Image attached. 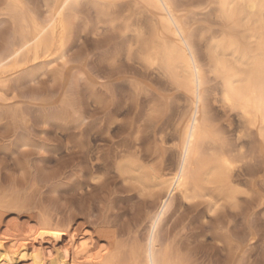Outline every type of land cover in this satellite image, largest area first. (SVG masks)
Segmentation results:
<instances>
[{"label": "rangeland", "instance_id": "obj_1", "mask_svg": "<svg viewBox=\"0 0 264 264\" xmlns=\"http://www.w3.org/2000/svg\"><path fill=\"white\" fill-rule=\"evenodd\" d=\"M15 1L17 15L10 12L8 0H0V46L15 18L22 15L43 21L53 9V0ZM117 2L116 8L107 11L97 8L93 0L78 2L91 7L73 4L67 14L68 39L53 62L37 65L32 78L22 72L1 90L0 112L16 111L21 119L14 122L5 115L0 121V237L7 245L16 238L29 243L44 238L48 239L45 247L65 248L72 241L68 234L75 230L73 241L82 242L90 235L95 253L107 243L103 237L108 232L117 242L144 244L155 223L158 239L172 246L185 264H264V199H252L241 188L254 186L250 176L238 179L234 175L235 183L240 182L235 204H220L219 209L209 211L202 200L186 202L176 193L163 197L166 202L160 208L157 199L141 196L115 170L123 152L145 157L162 148L169 150L164 168L173 169L178 159L174 148L177 122L189 108L184 90L162 70L149 68L141 60V45L132 41L129 32L134 24H141L148 36L150 16L133 0ZM171 2L204 70L206 114L213 127L234 143L237 117L223 107L222 80L206 57L209 41L224 30L216 0ZM127 25L129 32L124 28ZM98 69L107 88H97L101 83ZM6 89L12 91L7 98L3 96ZM98 93L107 96L102 104ZM250 139L247 149L256 158L245 172L258 173L264 168V137L262 141L256 136ZM23 142L28 145L21 146ZM42 216L58 222L66 233L59 241L54 239L56 243L41 232ZM35 259L30 258L29 264ZM23 262L13 264H27Z\"/></svg>", "mask_w": 264, "mask_h": 264}, {"label": "bare ground", "instance_id": "obj_2", "mask_svg": "<svg viewBox=\"0 0 264 264\" xmlns=\"http://www.w3.org/2000/svg\"><path fill=\"white\" fill-rule=\"evenodd\" d=\"M8 1L11 7L9 11L17 15L18 3L15 0ZM117 1L119 0H112L115 5L118 4ZM78 2L79 0H67L66 6V0H53L50 16L42 19L43 21H37L35 17L25 19L22 15L14 19L13 29L0 46V85H3L0 87V93L13 77L25 72V77L32 78L33 69L37 65L53 62L52 58L65 46L70 33L71 23L67 14L72 9L71 6ZM93 2L97 5L101 0ZM133 2L140 5L150 16L149 34L146 35L141 24H134L135 27H131L130 32V25L124 28L133 33L132 41L136 40L137 45H141V60L149 68L162 70L174 85L184 90L189 98V108L181 114L182 117L177 122V135H174L178 141L174 148L178 159L173 169L164 168L166 151L169 152L165 148L145 157L123 152V157L118 160L117 165L114 162V169L122 180L141 196L157 199L160 208L164 207L166 202L163 197L175 193L186 202L202 200L209 211L215 210L220 204H235L240 193L236 187L240 182L235 183L234 175L237 174L239 179L250 171L245 172V169L241 168L226 169L223 165L226 150L239 145L235 147L237 152L246 148L251 155L254 152L247 149V141L252 136L262 141L264 132V0H216L218 18L224 30L217 37L211 38L206 57L214 73L222 80L223 107L228 113L235 112L237 117V129L235 133L232 131L235 134L234 143H229L227 136L224 138L219 129L213 127L210 116L206 114L203 101L204 70L196 60L188 32L176 14L171 0ZM137 15L140 16L141 13ZM1 101L3 102V98L0 94ZM2 107L0 103L1 111ZM5 115L14 122L21 119V115L16 111H10L4 114L0 112V121ZM27 142H23L21 146H27ZM250 142L252 143V140ZM161 143L163 144L162 140ZM255 158L254 155L249 165L254 163ZM245 182L247 183L246 179ZM1 205L0 200V207ZM153 225L152 232L144 244L132 239V243L127 242L129 245L120 243L111 239L108 232V237H103L107 243L95 253L90 235L82 242L73 241L75 230L68 234L72 241L70 240L68 246L64 245L67 246L65 248H56V245L45 247L48 239L44 238L32 243L27 239L18 242L16 238L11 245H7L5 239L0 237V256L4 257L0 262L13 264L16 260H22L29 264L30 258L36 257L34 264H185L181 256L172 251V246L161 243L163 241L158 239L156 224ZM40 226L41 232L47 233L53 240L59 241L65 233L60 230L59 223L53 222L48 216L41 217ZM104 231L105 234L107 231ZM55 232H59L60 236L50 234Z\"/></svg>", "mask_w": 264, "mask_h": 264}, {"label": "snow or ice", "instance_id": "obj_3", "mask_svg": "<svg viewBox=\"0 0 264 264\" xmlns=\"http://www.w3.org/2000/svg\"><path fill=\"white\" fill-rule=\"evenodd\" d=\"M66 6H67V0H66ZM78 7H91L90 5L87 4H77ZM97 8H104V9H111V8H116L117 6L112 2V0H101L99 4L96 5ZM130 30V29H129ZM193 40H195V37H193ZM133 61H135V53L132 55ZM121 63H123V52L121 51ZM98 75L101 76V83L100 85H97V88H107L108 85L104 82L103 80V71L101 69H98ZM0 87H3V85H0ZM100 95V103L102 104L105 100H107V96L104 95L103 93H98ZM12 95L11 89H8L3 93V96L7 98L8 96ZM8 103H11V100L7 101ZM254 135V134H253ZM262 137H264V132H262ZM42 147L41 145H35V148H40ZM235 147H239V145H236ZM235 147L226 150L225 153V159L223 161V165L226 169L232 170L235 168H241L242 170L246 169L247 166L249 165L250 161L254 159V153L249 154L246 151V148L240 149L239 152L235 150ZM261 163H264L262 161ZM250 178L254 181V186H249L247 184L243 185L244 188V193L247 194L250 198L255 199V198H260L264 199V168H261V170L257 173L255 170H252L250 172L246 173ZM258 177V178H257ZM220 206L217 205V208ZM262 211H264V208H262ZM51 235H55L57 237L60 236L59 232L55 233H50ZM0 259H4L3 256H0Z\"/></svg>", "mask_w": 264, "mask_h": 264}]
</instances>
